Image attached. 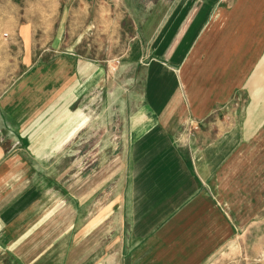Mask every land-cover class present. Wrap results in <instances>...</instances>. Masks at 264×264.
<instances>
[{
    "label": "crops",
    "instance_id": "1",
    "mask_svg": "<svg viewBox=\"0 0 264 264\" xmlns=\"http://www.w3.org/2000/svg\"><path fill=\"white\" fill-rule=\"evenodd\" d=\"M100 56L125 174L53 183ZM260 217L264 0H0V264H264Z\"/></svg>",
    "mask_w": 264,
    "mask_h": 264
},
{
    "label": "rangeland",
    "instance_id": "2",
    "mask_svg": "<svg viewBox=\"0 0 264 264\" xmlns=\"http://www.w3.org/2000/svg\"><path fill=\"white\" fill-rule=\"evenodd\" d=\"M3 17H6L5 13H3ZM9 17L11 16L9 15ZM5 32L6 31H4V33ZM98 60L102 70L100 74V83L103 84V87L97 91H92L95 97L93 103L88 105L86 109H82V112L90 117V120L85 124L86 126L83 132L92 128L95 132L94 137L86 138L82 152L79 154H75L73 139L71 143H68L58 153H48V150H45L42 157L39 158L36 156L39 162L45 164V168L48 165V168L45 169V171L47 170L45 174L51 177L50 179L53 183H57L59 178L62 177L69 180L74 177L76 173L79 174L78 177L80 178L82 177L85 179L94 177L99 180L112 177H123L125 174V170L122 166V155L117 153L118 150L109 152L107 147L109 144L116 145L117 142L120 141L118 136V132L120 131L118 117L124 113L125 107L122 101L126 91H112L111 89L114 77L119 74L116 62L112 61L110 58L107 59L101 56ZM124 90H126V87ZM88 98H90V96ZM91 118H93V121H91ZM108 133L110 136L106 137ZM111 134L113 136H111ZM100 141H104V143L99 144L98 148L95 149L94 147L97 145L96 142ZM92 148H94V151H91ZM97 150L99 151L98 153ZM36 163L38 162L36 161ZM76 163H78V165L75 168ZM261 217L259 218L260 222L264 221V218ZM248 251L249 248L244 245L243 252L241 251L240 253L242 257L241 264L253 263V261L248 258ZM225 264L230 263L226 261Z\"/></svg>",
    "mask_w": 264,
    "mask_h": 264
}]
</instances>
